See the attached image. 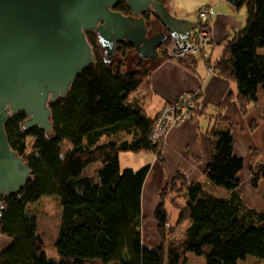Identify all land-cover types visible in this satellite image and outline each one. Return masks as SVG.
Here are the masks:
<instances>
[{
  "label": "trees",
  "instance_id": "trees-1",
  "mask_svg": "<svg viewBox=\"0 0 264 264\" xmlns=\"http://www.w3.org/2000/svg\"><path fill=\"white\" fill-rule=\"evenodd\" d=\"M246 1L244 26L225 41L214 61L218 74L236 85V100L245 114L257 110L259 93L264 98V55L258 53L264 48V0ZM114 10L131 13L124 2ZM146 23L149 31L162 27L154 18L146 17ZM86 37L95 63L76 76L64 98L49 102L51 133L37 126L24 129V112L5 123L7 140L24 157L31 176L17 194L0 197V233L8 240L0 247V264H188L190 252L204 255L205 264H248L251 259L264 264V207L256 210L244 202L239 177L244 161L234 153L228 123L208 131L207 179L189 182L177 172L160 191L154 210L159 243L153 248L143 244L142 189L150 166L121 170L119 153L152 152L163 162V136L151 139L156 117L149 116L145 107L153 94L151 72L156 61L136 55L128 68L127 54L133 46L122 42L108 63L97 34L87 32ZM137 92V104L127 103ZM196 99L197 95L191 118L205 113ZM216 116L223 118L221 113ZM256 127L251 121V129ZM257 154L254 149L248 164L255 188L264 180V163L256 162ZM94 162L99 163L95 173L84 174ZM217 187L225 190L223 198L213 193ZM168 192L171 205L178 209L175 224H170L164 205ZM44 195L60 197L56 258L47 252L37 218L27 210ZM177 196L183 200L180 206L174 200Z\"/></svg>",
  "mask_w": 264,
  "mask_h": 264
},
{
  "label": "water",
  "instance_id": "water-1",
  "mask_svg": "<svg viewBox=\"0 0 264 264\" xmlns=\"http://www.w3.org/2000/svg\"><path fill=\"white\" fill-rule=\"evenodd\" d=\"M233 7L244 0H226ZM124 2L130 14L114 7ZM146 15L163 30L149 36ZM197 22L173 16L166 0H0V197L17 194L31 176L4 129L24 112L23 128L51 133L49 102L64 98L76 76L95 63L87 32L97 34L111 62L125 42L142 60L156 61L169 37L184 39ZM3 208L0 201V214Z\"/></svg>",
  "mask_w": 264,
  "mask_h": 264
},
{
  "label": "crops",
  "instance_id": "crops-1",
  "mask_svg": "<svg viewBox=\"0 0 264 264\" xmlns=\"http://www.w3.org/2000/svg\"><path fill=\"white\" fill-rule=\"evenodd\" d=\"M167 3L168 7H170L169 0H167ZM207 22L213 31L209 53L204 48L203 52L184 60V64L170 58L158 56L156 65L153 66L151 72V88L153 91L152 95H154V98H151L156 100V105L153 109L154 113L151 117H156L165 104L177 101L183 93L187 92L197 95L196 101L199 103V107L204 108L205 113L197 115L195 118H190L170 128L165 133L161 152L163 162L155 155V161L150 166L142 189V199L144 200L142 205L145 204L148 211L150 204L151 207L157 205L159 189L163 188L177 172L183 173L189 182H203L207 179L205 168L211 157L208 136V131L211 128H224L228 123L226 120L238 125L237 123L240 120L243 128L251 129L250 124L253 118L258 121V128H262V125L264 126V116L260 114V116H257L255 111L250 112L249 115L246 113L247 116L245 117L246 114L241 111L236 100V85L234 82L223 78L217 73H209L207 71V64L213 62L211 58L212 50H215L221 44L218 58L225 41L234 35L230 34L231 31L228 28L221 31L216 26L212 27L209 20ZM232 27H234V24H232ZM203 62L204 64H202ZM152 99L151 101H153ZM210 106L211 109L209 108ZM219 106L224 107L223 111L216 109ZM209 111H214L210 113L216 117L214 122L213 117L208 114ZM219 113L222 114L223 118H217L216 115ZM204 116H209V118L205 123V130L202 131L201 117ZM232 135L234 138L237 132ZM234 153L244 158V153L235 147ZM239 177L242 183V170L239 172ZM245 180H250V174L245 177ZM147 187H150V189L148 188L149 191H146ZM153 190L155 194L152 193ZM152 208L150 209L153 211ZM152 211H150L151 213L149 212L150 215L153 213Z\"/></svg>",
  "mask_w": 264,
  "mask_h": 264
},
{
  "label": "rangeland",
  "instance_id": "rangeland-1",
  "mask_svg": "<svg viewBox=\"0 0 264 264\" xmlns=\"http://www.w3.org/2000/svg\"><path fill=\"white\" fill-rule=\"evenodd\" d=\"M246 2L247 1L244 0L239 6L233 7L226 0H169V3H170L169 8H170V13L173 16L177 18L197 22V27L195 29L200 28L201 25L204 26L205 22L209 20L212 27L216 26L221 31H223L225 28H228L231 31L230 34L233 35L236 30L237 31L240 30L245 24L246 16H247V3ZM202 9L206 11L205 16H204L206 18L204 20H201L199 18V12ZM152 18L154 17L152 16ZM232 24H234V27H232ZM208 28L211 34H210V42L205 47V51L207 50V53L210 52L212 38H213L212 28L209 27V25H208ZM163 45H161V47ZM220 50H221V44H219V46H217L215 50H212L213 54L211 58L213 62L216 60ZM258 53L261 55H264V48L258 49ZM136 57L137 56H136L134 49L128 52L127 54V67L128 68L133 67L134 62L137 59ZM188 57H192V56H188ZM188 57L184 59H187ZM166 58H169V57L167 56ZM211 63L212 62H209L207 64V68L209 65H211ZM202 64H204V62ZM152 97L154 98V95H152ZM259 97H260V100L258 103L259 105L257 107L258 112L255 110V113L257 116L259 114L261 116L262 115L264 116V98L261 93H259ZM138 98H139V93L137 92L129 96L126 102L134 106L135 104H137ZM151 99L148 101L147 105L145 106L147 107L146 112L149 116L153 115L154 113L153 109L156 105V100L152 99L153 101H151ZM209 108L211 109V106ZM216 109L223 111L224 107L219 106V108H216ZM211 112H214V111H209L208 114H210ZM250 112L247 114L249 115ZM247 114L245 115V117L247 116ZM209 116L213 117V122H214V119L216 117L211 114ZM209 116L201 117V126H202L201 130L202 131L205 130V123L207 119L209 118ZM253 120L256 121L255 118H253ZM226 121H228L232 134L237 132V135L234 137V147L236 149L241 150L244 153V158H243L244 166L242 169L243 182L241 183V186H240L241 195L247 206L255 208L256 210H261L264 207V201H263L264 180H261L259 182L258 187L255 188L250 184V180L248 181L245 180V177L249 176L250 174L248 170V164H249V159L254 149H256L258 153L256 162L259 164L264 163V126L262 125V128L260 127L258 128V121H256L257 127L254 130H251L250 128H243L240 123V120H239V123H237L238 125L232 124V122H230L229 120H226ZM27 141L29 142V144H31L33 141V138L29 136L27 137ZM155 158H156L155 154L152 152H132V151H127V150L121 151L119 153L120 169L124 170V169L129 168L133 170H138L146 165L151 166L152 162L155 161L154 160ZM98 167H99V163H96V162L91 163L89 166H87L84 169V174L92 175L95 173V170ZM202 173L203 171L201 172V175ZM170 181H168L164 185V187ZM148 188L150 189V187H147L146 191H149ZM162 189L163 188L159 189L157 193L158 202L161 197L160 191ZM213 191H214L213 193L216 195L217 198H223L226 195L225 190L219 187L215 188V190ZM152 193L155 194V191L153 190ZM171 195L172 194L168 192L164 196V199H165L164 205L168 211L170 224H175L177 216H178L177 215L178 209L174 207L175 205L174 206L171 205L170 203ZM174 200L175 202L178 203L179 206L183 202L180 196H177ZM142 201L144 200L142 199ZM156 206L154 205V207L152 206L153 207L152 208L150 204L148 207L149 208V211H148L145 204L142 205L143 211H144V217H145V221L142 225L143 244L149 248H153L159 243V236H158L157 227H156L157 224L154 219V210ZM150 208H152L153 211ZM27 210L29 213L36 216L37 223H38V232L45 242V245L47 247V252L49 253L51 257L56 258L53 251L55 248V241L57 239L58 228L60 224V216H61L60 197L58 195H53V196L44 195L40 197L34 203L29 204L27 206ZM150 211L153 212L151 215H150L151 213ZM186 226H187V223L183 224L181 227L182 230H184ZM7 241H8L7 238L0 233V247H3L4 245H6ZM188 255H189L188 264H205L204 255H197L192 252H190ZM247 263L248 264H260V262H258L257 260H252V259L248 260Z\"/></svg>",
  "mask_w": 264,
  "mask_h": 264
},
{
  "label": "built area",
  "instance_id": "built-area-1",
  "mask_svg": "<svg viewBox=\"0 0 264 264\" xmlns=\"http://www.w3.org/2000/svg\"><path fill=\"white\" fill-rule=\"evenodd\" d=\"M205 13L206 11L203 9L199 12L201 20L206 18L204 17ZM210 34L208 26L204 24L200 28L193 29L184 39L170 37L169 42L158 49L159 54L166 52L170 59L177 61L188 56H195L203 52L209 44ZM207 71L209 73H219L215 62L208 66ZM195 95L191 92L183 93L177 101L166 104L160 109L150 135L152 140L157 141L170 127L181 124L190 118Z\"/></svg>",
  "mask_w": 264,
  "mask_h": 264
},
{
  "label": "flooded vegetation",
  "instance_id": "flooded-vegetation-1",
  "mask_svg": "<svg viewBox=\"0 0 264 264\" xmlns=\"http://www.w3.org/2000/svg\"><path fill=\"white\" fill-rule=\"evenodd\" d=\"M166 2H167V0H166ZM167 6H168V3H167ZM145 17H147V18H152V16H149V15H146ZM163 30V27H156V28H150V31H149V28H148V32H147V34L149 35V36H151V35H154V34H157V33H159V32H161Z\"/></svg>",
  "mask_w": 264,
  "mask_h": 264
}]
</instances>
